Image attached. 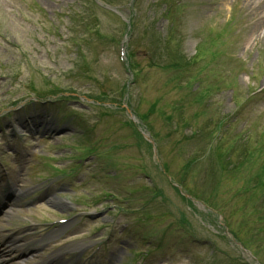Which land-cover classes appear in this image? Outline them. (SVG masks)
I'll list each match as a JSON object with an SVG mask.
<instances>
[{
    "label": "rangeland",
    "instance_id": "374dc122",
    "mask_svg": "<svg viewBox=\"0 0 264 264\" xmlns=\"http://www.w3.org/2000/svg\"><path fill=\"white\" fill-rule=\"evenodd\" d=\"M75 1L0 0V151L4 153L0 170L8 177L7 193L16 179L20 188V195L13 198L15 213L0 222V228H9L3 234H22L29 242L26 247H37L38 254L44 255L41 259L61 253L53 264H118L126 255L123 247L147 254L136 257L131 251L128 264L140 260L142 264H209L212 258L218 264H264V150L253 151L264 143V91L257 97L249 93L264 89L263 4L167 0L180 35L186 36L183 51L191 59L198 54L180 74L160 66L169 61L167 50L161 48V58L150 45L153 15L157 10L165 12V0H140L141 8L122 0L114 15L98 11L102 31L112 33L115 40L103 42L90 36L88 65L77 69L75 47L64 44L68 27H73L68 14ZM162 13L153 27L166 35L169 19ZM136 15L138 26L130 42L137 50L141 76L131 84L130 98L118 91L131 79L121 42L125 23ZM235 15V27L220 34ZM212 39H216L214 45ZM208 46L210 51L202 52ZM195 74L200 82L190 79ZM51 85L75 97L66 99L62 108L51 109L47 103L27 98L34 91L49 93ZM206 85L217 89L199 102V87ZM101 91L117 99L96 97ZM156 100V112L146 119L153 129L139 120L127 123L129 110L136 107L147 113ZM38 106L47 109L52 122L55 118L61 123L51 126L59 129L57 134L46 137V124L38 131L36 122L46 117L45 111L30 112ZM57 108L60 116L54 114ZM72 112L81 120L77 124L63 117ZM181 117L190 120L189 127L180 124ZM224 118L229 125L218 128L217 121ZM88 125L92 136L83 133ZM145 136L152 137L155 145ZM92 143L94 155H86ZM229 148L232 158H225ZM244 148L247 156L242 161L238 154ZM55 158H65L63 167L79 165L69 175L54 179L50 168L58 175L68 170L58 168ZM175 174L185 178V186L199 200L181 195L174 186L180 184ZM146 183L149 190H136L138 186L145 189ZM144 204L151 212L168 211L163 227L175 229L169 247H156L153 242L162 240L164 229L153 237L144 233L149 227L130 229L137 224L136 210L135 214L118 212L105 222L104 217L115 209ZM139 214L143 217L139 223L153 216L143 208ZM153 219L151 223L159 224ZM103 222L109 223V235L100 241L98 228ZM238 230L236 237L233 232ZM99 242L102 246L97 247Z\"/></svg>",
    "mask_w": 264,
    "mask_h": 264
},
{
    "label": "bare ground",
    "instance_id": "6f19581e",
    "mask_svg": "<svg viewBox=\"0 0 264 264\" xmlns=\"http://www.w3.org/2000/svg\"><path fill=\"white\" fill-rule=\"evenodd\" d=\"M9 211H12L11 208ZM5 213L6 217L11 215V212ZM8 237V236H7ZM0 236V264H40L41 262L36 261V249L33 247H24L25 239L16 236L15 238H7ZM5 255L9 257H4ZM58 254H55L52 258H56ZM54 260V259H53ZM44 261V260H43ZM46 260L44 261V263ZM48 262H51L50 259Z\"/></svg>",
    "mask_w": 264,
    "mask_h": 264
},
{
    "label": "trees",
    "instance_id": "16d2710c",
    "mask_svg": "<svg viewBox=\"0 0 264 264\" xmlns=\"http://www.w3.org/2000/svg\"><path fill=\"white\" fill-rule=\"evenodd\" d=\"M156 42H157V39H156ZM153 47L157 50V51H159V48L157 47V43L155 44H153ZM162 56V55H161ZM170 58H171V61L168 63V66L166 67V65L165 64H163V67L164 68H169V69H176V70H178V71H180L179 73L181 74V71H182V69H184V67H182V69H181V66H182V64H185V63H188L186 60H184V58L182 57V55L181 54H177V55H174V56H170ZM186 65V64H185ZM180 66V67H179ZM180 77V76H179ZM181 79V78H180ZM204 95V94H203ZM155 109V105L152 107V110H154ZM225 158H227V156H224ZM219 161H220V159H219ZM218 161V163H220ZM224 164V163H223ZM225 166H223V168H224Z\"/></svg>",
    "mask_w": 264,
    "mask_h": 264
}]
</instances>
